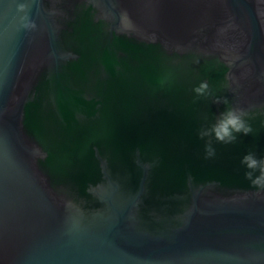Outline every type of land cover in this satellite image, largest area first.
<instances>
[{"label": "water", "instance_id": "obj_1", "mask_svg": "<svg viewBox=\"0 0 264 264\" xmlns=\"http://www.w3.org/2000/svg\"><path fill=\"white\" fill-rule=\"evenodd\" d=\"M228 107L253 135L201 139ZM249 151L264 0H0V264H264Z\"/></svg>", "mask_w": 264, "mask_h": 264}, {"label": "clouds", "instance_id": "obj_2", "mask_svg": "<svg viewBox=\"0 0 264 264\" xmlns=\"http://www.w3.org/2000/svg\"><path fill=\"white\" fill-rule=\"evenodd\" d=\"M19 11L25 9L24 4H19ZM25 28H32L35 25L27 21L26 17H21ZM120 27L124 30H131L133 25L126 12L121 14ZM207 83H201L198 87L194 88V92L198 96L210 95L207 91ZM216 103H224L227 105L228 101L225 99L221 101L219 98L215 100ZM248 113L241 108H225L224 111L219 113L214 123L207 128H201L199 131V137L201 139L205 137H212V140L218 144L230 145L234 144L238 140V134L253 135L254 130L252 125L246 120ZM216 148L211 142L204 144L205 158L211 159L216 156ZM241 164L245 167L244 176L249 181V186L257 189V195H260L261 191H264V157L256 158L252 151H249L241 159ZM259 173L255 175V173Z\"/></svg>", "mask_w": 264, "mask_h": 264}]
</instances>
